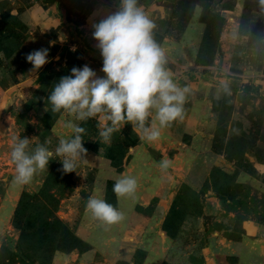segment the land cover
Masks as SVG:
<instances>
[{"label": "rangeland", "instance_id": "1", "mask_svg": "<svg viewBox=\"0 0 264 264\" xmlns=\"http://www.w3.org/2000/svg\"><path fill=\"white\" fill-rule=\"evenodd\" d=\"M139 3L174 79L190 89L184 118L155 142L128 123L105 143L104 114L87 122L53 114L48 96L73 67L105 75L94 25L119 0H0V264H264V8L258 0ZM33 4H54V22H24L19 13ZM42 48L49 62L33 70L26 54ZM69 120L86 129L76 171L63 173L54 155L30 183L13 184L12 138L32 139V148L47 140L54 152L72 136ZM122 176L138 186L117 199ZM92 195L123 221L93 219Z\"/></svg>", "mask_w": 264, "mask_h": 264}, {"label": "clouds", "instance_id": "2", "mask_svg": "<svg viewBox=\"0 0 264 264\" xmlns=\"http://www.w3.org/2000/svg\"><path fill=\"white\" fill-rule=\"evenodd\" d=\"M264 8V0H258ZM156 24L144 11L139 0H119V10L94 25L93 37L103 58L97 76L88 65L73 67L71 75L63 76L48 96L50 111L67 113L75 121L87 122L104 114L108 124L99 125L102 142H109L120 126L130 123L139 139L149 143L161 138V130L183 120L189 87L181 86L167 67L164 49L154 38ZM49 49L42 48L26 54V60L39 70L49 60ZM227 88V85H224ZM49 111V106L46 108ZM64 127L72 132L60 138L54 152L50 141L30 147L32 139L14 136L10 158L15 166L13 184L26 185L33 176L48 168L53 156L60 157L63 173L76 171L85 159V127L69 120ZM142 133V134H141ZM162 170L171 161H159ZM138 186L134 176H122L113 185L117 199L135 194ZM85 212L104 225H114L124 219L115 206L92 195L86 201Z\"/></svg>", "mask_w": 264, "mask_h": 264}, {"label": "crops", "instance_id": "3", "mask_svg": "<svg viewBox=\"0 0 264 264\" xmlns=\"http://www.w3.org/2000/svg\"><path fill=\"white\" fill-rule=\"evenodd\" d=\"M56 10L54 4H33L19 15L24 22L35 28L40 23H53Z\"/></svg>", "mask_w": 264, "mask_h": 264}, {"label": "water", "instance_id": "4", "mask_svg": "<svg viewBox=\"0 0 264 264\" xmlns=\"http://www.w3.org/2000/svg\"><path fill=\"white\" fill-rule=\"evenodd\" d=\"M149 151H150L152 154L156 155L158 158L160 157V153L157 152L156 150H154L153 148H149Z\"/></svg>", "mask_w": 264, "mask_h": 264}]
</instances>
